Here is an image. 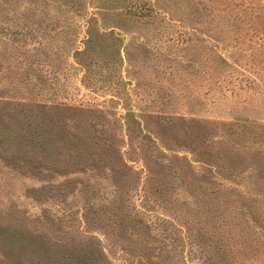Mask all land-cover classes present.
<instances>
[{
	"label": "rangeland",
	"instance_id": "1",
	"mask_svg": "<svg viewBox=\"0 0 264 264\" xmlns=\"http://www.w3.org/2000/svg\"><path fill=\"white\" fill-rule=\"evenodd\" d=\"M144 1L0 0V264H264V0Z\"/></svg>",
	"mask_w": 264,
	"mask_h": 264
},
{
	"label": "trees",
	"instance_id": "2",
	"mask_svg": "<svg viewBox=\"0 0 264 264\" xmlns=\"http://www.w3.org/2000/svg\"><path fill=\"white\" fill-rule=\"evenodd\" d=\"M1 1L4 2L5 0H1ZM42 1L44 0H30V2H42ZM48 1L54 4H58L60 6L66 5L67 8L70 9L72 14H79L82 9V5H83L82 0H48ZM240 1L241 0H239L238 2H233V5L238 4ZM95 7L96 9L93 11H90L89 14L88 13L84 14V21L89 22V20L93 18V16H90V14H93V13L109 14L112 17L117 18V20H113L114 22L126 21V19L136 20V17L152 14V10L154 8L152 1L146 2L144 0H106V4H103L102 6L96 5ZM251 10L252 9L250 8V11ZM60 28H57V29H60ZM109 31L112 32L113 31L112 28H109ZM262 31H264V26L262 28ZM84 32L87 35L91 33V31L87 28L84 30ZM39 43L43 45L40 41ZM70 49H72V56L76 58L78 55L83 54L85 52L86 47L78 49L74 44H72L70 46ZM21 103H24V102H21ZM118 162L122 164L127 170L130 169L126 165V163L122 161L121 159H119ZM225 205L226 204H223V206ZM227 207L228 206L226 205V208ZM220 221L223 224H227L226 218L223 215H220ZM99 252H100V255L98 254V251L96 253L94 250L89 249L88 252L84 253L86 256V260L85 259L80 260L79 258H76L71 264H107V263H110L108 254L104 251L103 246H101V249L99 250Z\"/></svg>",
	"mask_w": 264,
	"mask_h": 264
}]
</instances>
